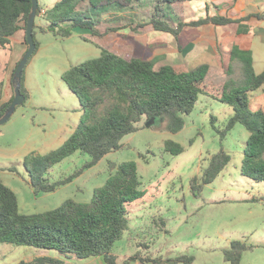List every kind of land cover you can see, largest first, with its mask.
Here are the masks:
<instances>
[{
    "label": "trees",
    "instance_id": "trees-1",
    "mask_svg": "<svg viewBox=\"0 0 264 264\" xmlns=\"http://www.w3.org/2000/svg\"><path fill=\"white\" fill-rule=\"evenodd\" d=\"M140 1L59 0L45 12L47 27L40 30L63 40L74 33L98 36V28L104 22L105 14L114 9L132 8ZM159 1H162L165 11L176 13L180 20L171 23L167 19L168 14L160 15L156 8L148 23L156 31L171 34L177 39L184 28L206 24L228 28L233 34L249 31L242 22L250 18L231 20L208 16L186 22V4L202 0ZM31 11L32 0H0V49H11L14 36L21 30L26 32ZM41 12L39 7L37 18ZM254 17L264 19V14ZM38 28L35 22L33 33L37 49L34 55L40 47ZM215 60L214 65L203 64L194 69L163 66L156 70L151 61L122 58L102 49L99 57L72 66L63 74V81L78 98L83 116L74 133L61 147L45 155L32 153L24 158L23 166L34 194L56 192L86 170L97 166L107 155L121 150L124 147L122 140L138 132L143 120L153 124L164 123L169 133H180L186 126V116L196 109L200 96L233 108V115L223 126H216L213 119L212 126L221 142L237 125L247 130L249 138L241 174L255 183L264 182V107L251 110V94L264 86V72L257 75L253 69L252 53L235 46L228 50L218 48ZM235 63L240 66V79H231L221 85L210 80L211 74H232ZM21 93L25 96L24 103L27 102L30 94L25 87V71ZM13 99L0 107V118L5 115ZM164 150L176 156L184 152V147L167 140ZM77 153L89 156L90 160L73 175L50 182L46 177L48 172ZM231 160V155L223 148L212 154L201 174L190 181L193 196L200 198L205 186L214 183ZM109 167L113 173L102 187L94 191L91 203L83 205L68 199L53 210L36 214L22 213L17 194L0 181V243L56 251L61 256L77 260L100 257L104 264H119V256L113 249L129 233V206L142 200L144 191L141 190V178L135 161L121 164L110 162ZM9 171L15 172L16 169L10 168ZM250 202L264 204V197H254ZM155 224L161 225V228L166 226L162 218L156 220ZM138 248L149 250L151 246L140 244ZM254 248L242 240L232 241L230 247L223 250L224 260L228 264H242L244 254ZM162 261L161 258L152 257L151 253L143 255L139 249L124 264H161ZM168 262L195 264V257L179 255L168 259ZM20 264L64 262L52 257H38L32 262Z\"/></svg>",
    "mask_w": 264,
    "mask_h": 264
},
{
    "label": "rangeland",
    "instance_id": "rangeland-1",
    "mask_svg": "<svg viewBox=\"0 0 264 264\" xmlns=\"http://www.w3.org/2000/svg\"><path fill=\"white\" fill-rule=\"evenodd\" d=\"M52 2L39 0V5L43 8ZM161 2L141 0L132 8L114 9L115 14L104 15L98 36L74 33L63 40L51 33H37L42 47L25 68V85L30 98L0 126V181L17 194L22 213L36 214L53 210L68 199L83 205L91 203L94 191L113 173L110 162L135 161L144 197L129 206L130 231L113 249L120 264L139 249L143 255L152 252V257L163 259L161 264H171L168 259L179 255H194L195 264H220L224 260L221 249L243 237L255 247L254 253L246 254L247 263L264 254V250H258L264 247V204L247 202L253 197L264 196V183H255L241 174L249 136L247 130L237 125L221 142L212 126V117L218 119V126L224 125L226 110H231L229 105L200 96L196 109L186 116L184 130L178 134L166 131L164 123H150L147 127L148 123L143 120L138 132L122 140L121 150L107 155L97 166L54 193L35 195L23 166L26 156L45 155L61 147V140H56L58 134L66 137L80 123L83 113L79 100L63 81V74L72 66L99 57L102 49L122 58L172 53L166 38L158 44L154 41L153 28L145 27L156 8L160 15L168 14L171 23L179 22L177 14L165 11ZM140 26L144 27L134 30ZM240 77V66L235 63L232 74H211L210 80L221 85ZM167 140L182 145L184 152L176 156L166 152ZM222 148L232 157L228 171L205 186L200 198H195L190 181L201 174L210 156ZM89 160V156L77 153L54 166L46 177L50 182L63 180ZM10 168L16 171L11 172ZM159 218L165 220V228L155 224ZM140 244H148L151 248H138ZM30 248L0 243V264L11 263ZM30 256L26 254L27 258ZM77 262L82 264L83 261Z\"/></svg>",
    "mask_w": 264,
    "mask_h": 264
},
{
    "label": "crops",
    "instance_id": "crops-1",
    "mask_svg": "<svg viewBox=\"0 0 264 264\" xmlns=\"http://www.w3.org/2000/svg\"><path fill=\"white\" fill-rule=\"evenodd\" d=\"M58 1L59 0H53L51 5H45V7L41 8L42 12L39 16V22H36V25L39 27L37 29L38 33L40 32L41 34H47L43 33L40 30V28L47 27V22L44 19V14L47 10L51 9ZM109 13H113V11ZM259 14H264V0H202L189 2L185 6L186 22L197 21L208 16L225 17L231 20H242L250 18L248 19V21L242 22L243 25H246L249 28V31L244 34H233L228 28H224L214 24H206L200 27L184 28L177 39L171 34L156 31L152 25L147 23L145 27H152L154 30V41L158 44H161V39L166 38L167 42L172 46V53L162 54L161 52H159L158 54L160 56L152 54V56H150L149 58H136H141L153 62L156 70L160 69L163 66H183L187 67L188 69H194L203 64L214 65L216 62V55L218 54V48L222 47L228 50L230 47L235 46L242 51L252 53L253 69L257 75H260L264 72V19H258L254 17ZM139 29L142 28H134L135 31ZM25 40L26 32L21 30L12 39L11 49H0V107L3 104L11 101L15 96L13 74L14 70H16L20 60L28 49V45ZM41 47L42 43H40L39 50L41 49ZM25 87L30 94L28 86L25 85ZM261 107H264V86L251 94V110L257 111ZM232 115L233 108L231 107V110H226L227 120L224 122V124ZM212 119L215 122L216 126H218V119L216 117H212L211 120ZM72 131L73 130H71V132L68 133L66 137H60L62 136V134H58L60 136H57L56 140H61V144H64V142L68 140V138L74 133H72ZM54 141L55 139H53L52 142ZM226 171H228L227 168L223 172L225 173ZM247 202H250V200H247ZM242 241L248 243L246 237H243ZM229 247L230 245L228 247L222 248L220 254L222 253L223 256V250ZM258 250H264V247H258ZM247 253H245L243 256L242 264H264V254H259V257L245 263V257ZM26 254H30L31 256L27 258ZM38 257H52L60 259L64 262V264H79V262L77 261H83L82 264H104L103 259L100 257L77 260L73 257L67 258L61 256L56 251L46 252L35 248L24 250L23 256L18 259H14V261L9 264L32 262L35 258ZM132 264L141 263L134 262ZM220 264L228 263L223 260V262H221Z\"/></svg>",
    "mask_w": 264,
    "mask_h": 264
},
{
    "label": "water",
    "instance_id": "water-1",
    "mask_svg": "<svg viewBox=\"0 0 264 264\" xmlns=\"http://www.w3.org/2000/svg\"><path fill=\"white\" fill-rule=\"evenodd\" d=\"M39 0H32V11L28 17L27 27H26V43L28 45V49L22 59L20 60L15 74L13 76V84H14V99L6 111L5 115L0 118V126L6 124L13 114L15 113L18 106L22 105L25 101V96L21 93V87H22V77L25 71V68L34 55L37 46L34 40V27L35 22L38 14L39 9ZM147 127H150V123L147 124Z\"/></svg>",
    "mask_w": 264,
    "mask_h": 264
}]
</instances>
